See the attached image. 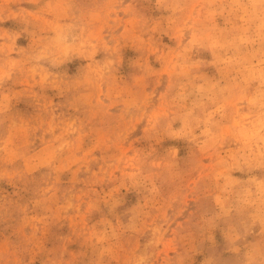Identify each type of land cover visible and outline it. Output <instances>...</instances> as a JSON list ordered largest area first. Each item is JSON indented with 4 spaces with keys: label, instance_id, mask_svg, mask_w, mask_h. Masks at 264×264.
Returning a JSON list of instances; mask_svg holds the SVG:
<instances>
[{
    "label": "rangeland",
    "instance_id": "374dc122",
    "mask_svg": "<svg viewBox=\"0 0 264 264\" xmlns=\"http://www.w3.org/2000/svg\"><path fill=\"white\" fill-rule=\"evenodd\" d=\"M0 264H264V0H0Z\"/></svg>",
    "mask_w": 264,
    "mask_h": 264
}]
</instances>
